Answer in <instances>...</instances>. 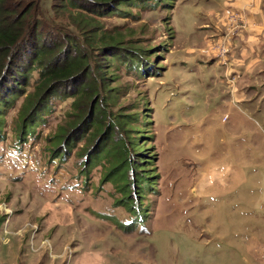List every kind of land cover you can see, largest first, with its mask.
<instances>
[{
  "label": "rangeland",
  "instance_id": "obj_1",
  "mask_svg": "<svg viewBox=\"0 0 264 264\" xmlns=\"http://www.w3.org/2000/svg\"><path fill=\"white\" fill-rule=\"evenodd\" d=\"M225 7L148 0L106 17L82 13L105 40L144 57L103 58L95 33L82 35L91 69L80 83L93 74L108 86L98 127L90 98L72 90L48 97L23 129L39 70L32 66L19 91L7 80L15 94L0 98V264H256L264 68L258 80L247 74L240 43L249 27ZM75 12L58 23L75 29Z\"/></svg>",
  "mask_w": 264,
  "mask_h": 264
},
{
  "label": "trees",
  "instance_id": "obj_2",
  "mask_svg": "<svg viewBox=\"0 0 264 264\" xmlns=\"http://www.w3.org/2000/svg\"><path fill=\"white\" fill-rule=\"evenodd\" d=\"M147 1L148 0H0L1 101H7L9 97L6 94L10 96L15 94V91L6 86L8 85L6 84L7 80H9V82L11 81V83L14 81L12 87L16 91H19L17 85H22L21 82L27 83L29 71L33 70L35 67L39 70L37 83L30 98L36 100L30 108L31 110L22 121L23 129L32 127L35 124V117H37L36 113L40 111L43 105L42 108H46L47 102L45 103V101L48 97L58 95L59 91L60 93H69V95L73 97L74 94L72 90L77 91L74 98H78L79 100L90 98L88 106L89 113L92 114L96 112L97 118L93 126L95 125L98 127V117L103 106L99 95L101 91H107L106 87L108 86L105 83L104 77L102 79L93 80V74H90L87 78L89 83H80V78H85V75H88L91 69L89 59L82 52L83 45H81L80 39L85 32H93L95 33L94 37L98 39H93L92 42L93 44H101L100 51L103 53L101 55L103 58L125 55L124 57L126 59L134 58L137 59L138 63H141L144 57L139 50L135 51L126 47L121 43V40L116 38L111 39L110 42L105 40L106 33L103 32L101 35L97 33L100 24L91 17L99 18L110 16L114 13H119V9L123 6L134 3L141 4ZM68 9L76 11L75 29L73 28L71 30L69 27L58 23L59 16H63ZM82 13H86L91 17ZM46 17L47 21L45 20ZM54 17H56V19ZM141 68L142 71L146 69L143 65ZM19 69L26 70V75ZM149 72L156 73L157 70L154 67ZM5 86L9 89V93L2 92ZM91 114H89L87 118L85 117L86 119H83L77 126V129H81L83 124L88 126ZM57 138H61V135L57 136ZM67 142L68 139L65 138L64 143ZM57 143H59V141H57ZM61 146L67 151L66 146ZM62 153L61 151V154ZM84 163L85 165L87 164L86 161Z\"/></svg>",
  "mask_w": 264,
  "mask_h": 264
},
{
  "label": "crops",
  "instance_id": "obj_3",
  "mask_svg": "<svg viewBox=\"0 0 264 264\" xmlns=\"http://www.w3.org/2000/svg\"><path fill=\"white\" fill-rule=\"evenodd\" d=\"M225 8L226 10L232 12V14L239 15L241 18H243L245 21V26L248 24V36L246 39L243 37L242 41L244 43L242 42L240 44L241 48L245 50V55L248 56V58H246L248 59V65L246 68L247 74L253 80H258V78H260L258 74H262V68H264V35H262L264 33V0H226ZM228 48L229 52L227 56H233L234 48ZM256 48L260 49L259 54L256 52ZM214 59L217 60L223 68L226 67L220 58ZM246 59H243L242 57L240 61H244ZM240 61L237 60L236 62L240 63ZM247 61L241 62L240 66L242 68L246 67L245 65L247 64ZM255 67H257V72L253 73L252 69ZM236 70L237 69L233 71V74L236 72ZM259 146H264L263 138L260 139ZM250 242L252 243L250 253L251 256L257 260L256 264H264V259L262 258L264 257V240L257 238L251 240Z\"/></svg>",
  "mask_w": 264,
  "mask_h": 264
},
{
  "label": "built area",
  "instance_id": "obj_4",
  "mask_svg": "<svg viewBox=\"0 0 264 264\" xmlns=\"http://www.w3.org/2000/svg\"><path fill=\"white\" fill-rule=\"evenodd\" d=\"M226 13H228V14H231V15H234V14H232V12H230L229 10H228V11H226Z\"/></svg>",
  "mask_w": 264,
  "mask_h": 264
}]
</instances>
